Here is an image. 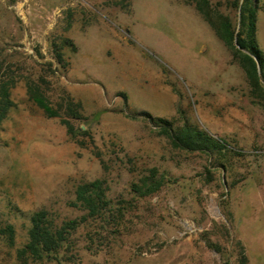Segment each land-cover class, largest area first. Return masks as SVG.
Wrapping results in <instances>:
<instances>
[{
    "label": "rangeland",
    "instance_id": "1",
    "mask_svg": "<svg viewBox=\"0 0 264 264\" xmlns=\"http://www.w3.org/2000/svg\"><path fill=\"white\" fill-rule=\"evenodd\" d=\"M207 1L237 29L232 0ZM255 39L264 55V0ZM1 80L13 105L0 123V223L14 241L0 237V264H264V107L192 0H0ZM141 112L192 123L227 151L172 148ZM152 170L162 185L136 195ZM93 180L105 210L51 256L18 258L31 214L79 217L75 187Z\"/></svg>",
    "mask_w": 264,
    "mask_h": 264
},
{
    "label": "trees",
    "instance_id": "2",
    "mask_svg": "<svg viewBox=\"0 0 264 264\" xmlns=\"http://www.w3.org/2000/svg\"><path fill=\"white\" fill-rule=\"evenodd\" d=\"M192 2L195 10L228 50L231 59L242 69L251 95L259 97L264 107V55L255 39V17L259 0H232V6L238 11L237 29L226 14L210 6L207 0H192ZM63 41L69 42L66 38ZM70 45L73 49L74 46L71 43ZM54 53L56 61L60 63L61 53L58 50ZM9 86L10 82L7 80L0 81V123L7 110L13 105L9 98ZM27 92L46 116L58 115V112L48 105L46 99L36 88L28 85ZM66 99L67 109L72 111L70 106L74 103L70 98ZM141 113L158 129V135H162L172 148L198 151L207 156L217 155V157L227 151L226 143L222 138H216L192 123L184 120L181 125L175 126L165 118L152 117L146 112ZM72 115L74 114H71V117ZM60 122L65 126L66 132L72 136V125L64 118H61ZM162 183V178L156 176V172L152 170L148 175L143 176L140 182L133 183L131 190L138 196H144L156 191ZM107 204L108 200L105 198L101 182L93 180L77 184L71 205L78 207L83 214L55 225L47 219L43 210L35 211L29 218L27 240L22 247L16 250V256L18 258L29 256L37 260L51 256L77 224L99 215L105 210ZM0 237L6 244H13L14 229L11 224L0 223ZM240 262L242 264L245 262L243 254L240 255Z\"/></svg>",
    "mask_w": 264,
    "mask_h": 264
},
{
    "label": "water",
    "instance_id": "3",
    "mask_svg": "<svg viewBox=\"0 0 264 264\" xmlns=\"http://www.w3.org/2000/svg\"><path fill=\"white\" fill-rule=\"evenodd\" d=\"M256 68L258 69V66L256 65Z\"/></svg>",
    "mask_w": 264,
    "mask_h": 264
}]
</instances>
